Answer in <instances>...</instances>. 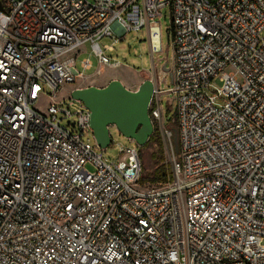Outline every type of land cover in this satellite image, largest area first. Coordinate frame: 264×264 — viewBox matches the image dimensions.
<instances>
[{"label": "built area", "instance_id": "1", "mask_svg": "<svg viewBox=\"0 0 264 264\" xmlns=\"http://www.w3.org/2000/svg\"><path fill=\"white\" fill-rule=\"evenodd\" d=\"M0 6V264H264V0ZM167 12L171 86L152 81L148 115L172 153L174 97L179 152L167 184L140 185L139 146L104 157L78 88L54 98L93 70L83 47L118 65L105 54L145 29L153 65Z\"/></svg>", "mask_w": 264, "mask_h": 264}, {"label": "rangeland", "instance_id": "2", "mask_svg": "<svg viewBox=\"0 0 264 264\" xmlns=\"http://www.w3.org/2000/svg\"><path fill=\"white\" fill-rule=\"evenodd\" d=\"M166 14V10L162 11ZM157 24L161 30V51L153 55V65L149 54V48L147 43V32L145 29H141L137 32H131L125 34L121 40L117 39V42L113 45V50L110 53L105 54L112 62L118 65L102 66L100 67L93 55L90 54L88 47H83L82 52L79 56L82 58H90L93 65V70L85 72L84 78H79L73 84L64 85L60 92L55 96L54 101L59 102L61 100L67 99L69 93L76 87L79 89H85L89 87L93 88H104L110 82L117 81L128 91H136L138 87L146 81H157L161 76L162 67L166 65L169 72L173 65V54L171 47L169 46V32L167 29L170 26V16L167 12L165 18L157 20ZM112 40L106 39L102 40L99 45L102 47L104 45H110ZM163 73H165L163 71ZM99 75V76H98ZM171 80L169 73H167V78L160 83L159 89L162 92H166L171 86ZM219 87V86H218ZM53 100H47L40 98L36 104V107L44 113L47 105L54 102ZM161 107L163 114V121L166 123L167 119H171L175 111V100L172 95L163 94L161 96ZM167 111L169 112L167 114ZM166 127L173 130L176 129L171 125L165 124ZM110 138L112 145H109L105 152L104 157L111 158L115 161L119 153L118 145L123 148H135L137 145L132 140L124 138L115 128L109 129ZM173 137V136H172ZM171 140H173L171 138ZM92 143V142H91ZM146 144V143H145ZM174 151V146L172 144ZM155 147L149 145L148 147H139V157L141 161V176L147 175L154 169V162L150 158L151 152L155 151ZM167 163L171 166L172 154L177 157L175 152L171 151L166 154L164 151Z\"/></svg>", "mask_w": 264, "mask_h": 264}, {"label": "water", "instance_id": "3", "mask_svg": "<svg viewBox=\"0 0 264 264\" xmlns=\"http://www.w3.org/2000/svg\"><path fill=\"white\" fill-rule=\"evenodd\" d=\"M1 10V6H0ZM162 71L169 73L166 65ZM152 94V82H143L136 91H128L119 82L112 81L106 87L74 90L70 97L81 102L90 111V127L96 144L105 149L110 143L108 128H115L120 135L143 147L153 132L148 115V103ZM172 131V144L178 154L177 130Z\"/></svg>", "mask_w": 264, "mask_h": 264}, {"label": "trees", "instance_id": "4", "mask_svg": "<svg viewBox=\"0 0 264 264\" xmlns=\"http://www.w3.org/2000/svg\"><path fill=\"white\" fill-rule=\"evenodd\" d=\"M166 123L177 128L174 116L167 119ZM149 145L154 146L156 149L150 154V158L154 162V169L149 174L140 176L138 182L140 185L163 186L171 180V166L166 161L163 142L156 124L153 125V132L143 147Z\"/></svg>", "mask_w": 264, "mask_h": 264}, {"label": "crops", "instance_id": "5", "mask_svg": "<svg viewBox=\"0 0 264 264\" xmlns=\"http://www.w3.org/2000/svg\"><path fill=\"white\" fill-rule=\"evenodd\" d=\"M79 89H81V87Z\"/></svg>", "mask_w": 264, "mask_h": 264}, {"label": "bare ground", "instance_id": "6", "mask_svg": "<svg viewBox=\"0 0 264 264\" xmlns=\"http://www.w3.org/2000/svg\"><path fill=\"white\" fill-rule=\"evenodd\" d=\"M99 76V75H98Z\"/></svg>", "mask_w": 264, "mask_h": 264}, {"label": "flooded vegetation", "instance_id": "7", "mask_svg": "<svg viewBox=\"0 0 264 264\" xmlns=\"http://www.w3.org/2000/svg\"><path fill=\"white\" fill-rule=\"evenodd\" d=\"M109 135V134H108Z\"/></svg>", "mask_w": 264, "mask_h": 264}]
</instances>
